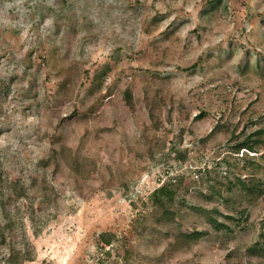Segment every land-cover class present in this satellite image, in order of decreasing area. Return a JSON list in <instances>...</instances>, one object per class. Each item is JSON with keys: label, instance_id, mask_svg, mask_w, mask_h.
<instances>
[{"label": "rangeland", "instance_id": "rangeland-1", "mask_svg": "<svg viewBox=\"0 0 264 264\" xmlns=\"http://www.w3.org/2000/svg\"><path fill=\"white\" fill-rule=\"evenodd\" d=\"M45 46L56 52L30 88L23 62L33 55L40 64ZM104 64L103 86L89 91ZM2 83L11 91L0 93V169L26 184L37 177L48 201H36L34 223L21 202L28 249L7 247L0 264H264V156L253 174L261 189L209 203L235 218L244 212L241 221L219 216L231 231L213 230L199 212L160 225L149 199L168 171L191 178L227 153L218 144L233 128L212 131L218 120L238 123L237 131L264 126V0H0ZM145 128L167 141L184 128L189 161L154 165L137 156ZM209 134L205 144L198 140ZM60 145L90 159L88 177L42 167ZM220 171L223 178L227 166ZM195 227L210 232L169 244ZM105 231L116 234L111 244L101 243Z\"/></svg>", "mask_w": 264, "mask_h": 264}, {"label": "trees", "instance_id": "trees-1", "mask_svg": "<svg viewBox=\"0 0 264 264\" xmlns=\"http://www.w3.org/2000/svg\"><path fill=\"white\" fill-rule=\"evenodd\" d=\"M11 31L12 29H7L6 32L9 33ZM54 46H49L50 48L47 46L43 47L42 54L38 56V58L42 59V61L39 62L40 64L36 62V58L33 55L24 60V65L30 70L26 76L28 77L30 88L33 87L41 71V65H49L48 62L50 58L48 54L51 49L53 53L54 51L56 52ZM35 49L38 51L39 47H35ZM109 68V64H104L94 72L92 76L93 82L89 91L101 89L104 84L103 78ZM149 76L153 78L154 73H150ZM81 84H83V82H81ZM10 91L9 84L2 83L0 85V93L8 96ZM129 91V88L123 91L124 98L126 102L132 106L133 102L132 98L129 97L131 94ZM153 105L155 106V103H151L149 100L146 102V107L150 111L149 116L154 119L153 122H155L158 121V119L153 113ZM92 109L93 107L89 108V110ZM204 113L205 112L196 114L195 119L203 116ZM249 119L250 118H248L246 124L251 123V119ZM229 126H232L233 129L226 132L224 139L218 144H225L228 148L226 150L227 153H224L219 160L214 161V164L210 168H198L196 171H192L191 178L187 174L170 176V172L168 171L167 173L169 175L167 178L163 179L162 182L152 190L149 199L154 205L152 215L158 224L164 226L173 223L178 216L186 215L188 212H199L205 215L211 228L215 231L223 230L224 227L229 231L232 229V225L227 224L224 219L221 220L219 216L224 215L227 219L234 220L237 218V221L242 220L244 215L243 211H240V216L235 218L233 214L229 212L222 213L219 208L212 207L209 203H212V201H215L219 197L222 202L228 204L235 197L243 196L246 191L253 194L261 189L263 183L260 180L254 179L253 174L256 169L259 168L257 158L264 156V126L252 127L249 131H246V126L242 128V130L237 131L238 123L236 124L229 120L222 121L220 119L212 131L220 127L228 128ZM146 130V128L142 130L141 136L138 138L139 141L144 143L139 144V146L141 145V151L137 152V156L148 157L151 162H154V165L169 163L171 160L180 163L189 161L190 150L188 148H181L185 134L184 128H180L179 132L175 134L174 138L170 141L165 140V138L159 139L156 135H149ZM167 131H170V129ZM210 135L211 134L200 137L198 140L202 144H205ZM147 142L148 144L146 145ZM47 154V156L40 160L44 169H49L51 167L56 169L64 165L69 172L76 177L86 178L90 174V159L76 152L74 153L68 146H52ZM222 163L227 166V172L223 178L219 175ZM234 166L239 167L233 170L232 168ZM249 166L251 171L244 176L242 170H246ZM187 177L190 178L188 184L185 183ZM203 183L208 184V187L205 189L200 188ZM237 188L239 192H237ZM191 192L192 194L196 192L197 196L201 199L200 202L193 200L190 194ZM47 198L48 188L45 183L39 185L37 177L31 176L29 184H26L23 183L21 179L11 178L0 169V254H3V250L7 247H15L17 244H25V250L28 249L27 244H29V241L26 238V231L24 229V212L19 205L23 200L27 202L25 214L31 222L34 223L37 216V208L35 207L36 201H38L39 205H42L48 201ZM11 203L15 204L13 210H10ZM209 232V227L201 229L195 227L190 235L177 233L174 236V241L169 244L173 247H178L182 237L187 241L190 240L189 243H193L194 240L207 235ZM34 233H39L36 227H34ZM18 234L21 238L17 241L14 237ZM99 235L103 245L111 244L114 238H116V234L109 231L101 232ZM101 247L104 249L105 246ZM3 257L6 261L9 260L8 256L4 255Z\"/></svg>", "mask_w": 264, "mask_h": 264}]
</instances>
